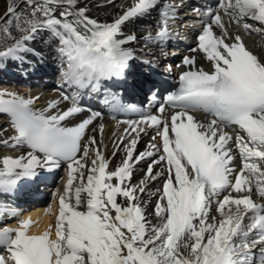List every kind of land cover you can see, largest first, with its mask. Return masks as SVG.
Wrapping results in <instances>:
<instances>
[{"label":"snow or ice","instance_id":"obj_1","mask_svg":"<svg viewBox=\"0 0 264 264\" xmlns=\"http://www.w3.org/2000/svg\"><path fill=\"white\" fill-rule=\"evenodd\" d=\"M158 6V0H132L102 23L78 0H7L0 58L23 59L20 52L40 57L27 45L47 31L61 78L96 92L102 80L122 77L133 59L124 45L136 37L125 36L123 26ZM194 13L200 31L189 51L202 53L209 69L197 67L195 55L183 58L178 90L155 113L125 122L114 168L95 135H88L100 112L72 123L83 111L76 96L61 94L70 100L65 109L53 100L33 110L37 98L0 92V112L11 119L10 129H0V145L22 150L0 156V193L39 170L67 165L63 188L53 193L54 223L37 234H29L30 218L0 228V264H264V57L230 31L235 24L264 37V0H215ZM175 15V6L165 4L155 35L145 40L166 41ZM200 112L205 119L197 118ZM148 128L152 142L137 152ZM145 161L133 183L135 166ZM151 185H158L154 192ZM3 215L17 213L0 208Z\"/></svg>","mask_w":264,"mask_h":264},{"label":"bare ground","instance_id":"obj_2","mask_svg":"<svg viewBox=\"0 0 264 264\" xmlns=\"http://www.w3.org/2000/svg\"><path fill=\"white\" fill-rule=\"evenodd\" d=\"M131 2L132 0H78V6L85 7L90 17L103 23L111 22L114 17L121 14L124 7L129 6ZM168 2L175 6L177 12V18L169 21L171 35H174L172 37L174 39L171 42L162 43L145 40V37L148 36L149 33L153 36L155 35V31L160 22L159 7L152 10L149 14L138 16L130 20L123 26V33L125 36L136 35L139 38L136 37L134 41L126 43L124 47L130 48L133 53V59L129 62L131 69L128 76V85L140 87L141 93L145 91L142 85L146 81V78H141L136 75V72H138L141 67L138 65L136 59L148 60L160 70H164L166 66L173 68L174 64L179 61L178 57L175 56L178 52L177 50L184 48L179 42V39H176L175 34L178 32H185L186 35L189 36L193 30L189 26L192 23L196 24L198 20L197 15L194 13V9L198 7V2L196 0H168ZM6 7L7 0H0V15L5 12ZM224 19L225 23L228 24V18L224 17ZM230 31L233 33L238 31L246 45L258 55L264 57V37L255 32L251 34L245 33L241 26L235 24L230 25ZM27 46L41 53V56L37 57L31 52H20L17 55L23 57V59H13L11 57L0 58V82L5 81L13 85L6 87L0 83V92L6 94L15 93L24 99L37 98L33 102V110H41L47 107L49 101L53 100H61L59 108L65 109L69 106L70 100H62L61 94L67 96L68 94L63 88L62 83L58 82V78H56L57 76H61V72L59 68L60 61L57 59L55 53L54 38L51 37L49 32L42 31L38 33L36 38L30 41ZM184 51H186V48H184ZM167 52H170V55H168ZM141 73L144 77L146 76L143 68L141 69ZM132 74H135V77L132 76ZM19 85H21L22 88H20ZM4 98L8 99L10 97L5 95ZM80 107L83 111L75 116L72 123H78L80 120L87 118L91 112H95L92 107L85 109L82 106ZM197 118L201 120L205 119L202 116H197ZM101 123L104 125L103 133L101 134L98 129L93 133V126H97ZM68 126H71V124ZM127 127L128 124L125 123V121H109L103 114L93 122V125L89 126L88 135H95L98 144H100V150L103 152L105 158L110 161V168H114L122 157V152L117 150V145L120 143L119 138L124 135V129ZM0 129H10V125L1 116ZM154 134L151 128L147 129V135L141 133L140 140L137 144V152L146 150L149 143L152 142L151 138ZM2 135L3 133L0 132V136ZM132 135L135 134L133 133ZM21 151L22 150H14L0 145V156L17 157L21 154ZM113 152H116L115 157L112 155ZM236 163L239 166L238 160ZM0 168H2V164H0ZM66 168L67 165L63 168H56V171L49 174V183L40 191V194L43 196L41 201L37 203H26L15 209L14 211L17 213L15 217H9L7 215L0 216V227L15 228L17 227L18 220L30 218L33 224L29 229V234H37L43 231L50 223H54V213L57 209V202L53 198V193L63 188L66 179ZM144 168H146V161L135 166L133 183H137L141 179L143 175L142 169ZM44 171L45 170H39L38 175L44 176ZM156 186L158 185L150 186L153 192ZM253 198L259 202V198L256 197L254 191ZM45 209H49V211L46 212ZM212 215L218 217V214L214 211Z\"/></svg>","mask_w":264,"mask_h":264},{"label":"rangeland","instance_id":"obj_3","mask_svg":"<svg viewBox=\"0 0 264 264\" xmlns=\"http://www.w3.org/2000/svg\"><path fill=\"white\" fill-rule=\"evenodd\" d=\"M135 37H137L138 38V36H136L135 35ZM139 39V38H138ZM141 69H142V67H140V70L138 71V72H136V75H138V76H140L141 78H145L143 75H142V73H141ZM1 81V80H0ZM3 81V80H2ZM1 83V85H4V86H6V87H10V86H13L12 84H8L9 82H5V81H3V82H0ZM19 87L20 88H22V86L21 85H19Z\"/></svg>","mask_w":264,"mask_h":264}]
</instances>
